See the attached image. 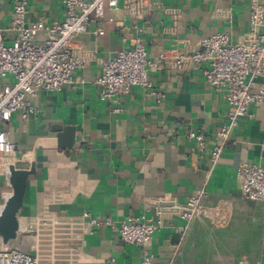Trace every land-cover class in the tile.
<instances>
[{
    "label": "crops",
    "instance_id": "obj_1",
    "mask_svg": "<svg viewBox=\"0 0 264 264\" xmlns=\"http://www.w3.org/2000/svg\"><path fill=\"white\" fill-rule=\"evenodd\" d=\"M15 1L0 0L6 44L14 37L9 26ZM249 15L250 0H125L105 10L103 35L90 30L75 37L72 50L84 66L75 71L74 83L29 97L35 113L27 121L13 115L0 123L15 147L0 166V209L11 193L8 167L34 169L17 237L5 248L33 254L39 264H141L140 249L119 241L120 222L141 215L155 221L156 201L182 204L204 189L203 206L221 205L222 219H196L184 233V222L166 215L148 246L154 264H264V203L245 200L236 177L244 162L264 167V103L251 109L252 118L239 120L234 143L211 169L214 135L229 107L200 70L150 71L152 89L164 96L159 103L140 87L101 100L93 84L103 65L137 35L153 60L162 51H190L219 33L240 42L252 33ZM62 18L63 0H28V22ZM46 38L42 32L35 42ZM255 83L264 86V77ZM64 130L73 134L71 148L59 146ZM188 131L205 134L202 152ZM83 213L109 219L113 228H93Z\"/></svg>",
    "mask_w": 264,
    "mask_h": 264
},
{
    "label": "built area",
    "instance_id": "obj_2",
    "mask_svg": "<svg viewBox=\"0 0 264 264\" xmlns=\"http://www.w3.org/2000/svg\"><path fill=\"white\" fill-rule=\"evenodd\" d=\"M120 1L125 0H63L62 20L49 24L28 22V0L15 1L9 26L14 35L11 43H5L0 30V123L8 122L13 115L22 122L27 121L35 113L29 97L39 91H59L74 83L75 71L84 66L83 58L72 50L74 38L90 30L103 35L100 25L105 10L117 9ZM249 23L252 33L240 42L234 43L228 34L219 33L200 39L190 51H162L153 60L148 59L144 42L137 35L129 49L118 51L103 65L101 75L93 82L99 90V98L111 100L127 94L133 87H140L159 103L164 96L152 89L148 79L150 71L168 67L200 70L206 83L223 95L229 107L209 153L212 169L226 146L234 143L231 134L239 120L252 118L251 109L264 103V86L255 83L258 77H264V0H250ZM42 32L47 38L36 43L35 38ZM202 64L207 68L202 69ZM187 137L195 142L199 151L204 150L206 136L203 132L188 131ZM14 150L9 133L0 129V166L3 158ZM209 175L210 171L205 173L206 180ZM236 177L245 200L264 203V167L244 162L237 168ZM204 194L201 189L182 204L156 201L155 221L145 215L128 217L116 228L119 241L140 249L141 264H154L148 246L152 235L164 226L166 215H175L183 221L184 233L196 219H222L223 207L203 206ZM82 217L93 228H113L109 219H96L89 213H83ZM0 264H39V260L28 252L6 249L0 241Z\"/></svg>",
    "mask_w": 264,
    "mask_h": 264
},
{
    "label": "water",
    "instance_id": "obj_3",
    "mask_svg": "<svg viewBox=\"0 0 264 264\" xmlns=\"http://www.w3.org/2000/svg\"><path fill=\"white\" fill-rule=\"evenodd\" d=\"M67 134V130L63 131ZM62 141L61 148H71L73 145V134L59 137ZM33 167L29 170H19L14 166L8 167V183L11 189L0 211V241L3 245L14 241L19 229L18 213L21 209L28 175L33 173Z\"/></svg>",
    "mask_w": 264,
    "mask_h": 264
}]
</instances>
